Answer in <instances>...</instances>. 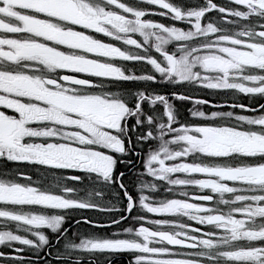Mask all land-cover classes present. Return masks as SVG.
I'll return each instance as SVG.
<instances>
[{"label":"snow or ice","instance_id":"1","mask_svg":"<svg viewBox=\"0 0 264 264\" xmlns=\"http://www.w3.org/2000/svg\"><path fill=\"white\" fill-rule=\"evenodd\" d=\"M0 264H264V0H0Z\"/></svg>","mask_w":264,"mask_h":264},{"label":"rangeland","instance_id":"2","mask_svg":"<svg viewBox=\"0 0 264 264\" xmlns=\"http://www.w3.org/2000/svg\"><path fill=\"white\" fill-rule=\"evenodd\" d=\"M157 19H159V17H157Z\"/></svg>","mask_w":264,"mask_h":264},{"label":"flooded vegetation","instance_id":"3","mask_svg":"<svg viewBox=\"0 0 264 264\" xmlns=\"http://www.w3.org/2000/svg\"><path fill=\"white\" fill-rule=\"evenodd\" d=\"M72 183H75V182H72Z\"/></svg>","mask_w":264,"mask_h":264}]
</instances>
